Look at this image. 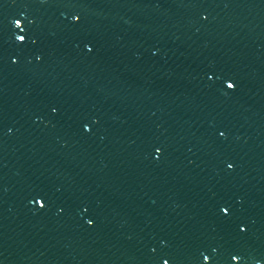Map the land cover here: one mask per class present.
<instances>
[{
  "label": "water",
  "instance_id": "95a60500",
  "mask_svg": "<svg viewBox=\"0 0 264 264\" xmlns=\"http://www.w3.org/2000/svg\"><path fill=\"white\" fill-rule=\"evenodd\" d=\"M232 254L264 264V0H0V262Z\"/></svg>",
  "mask_w": 264,
  "mask_h": 264
},
{
  "label": "snow or ice",
  "instance_id": "6c2138e0",
  "mask_svg": "<svg viewBox=\"0 0 264 264\" xmlns=\"http://www.w3.org/2000/svg\"><path fill=\"white\" fill-rule=\"evenodd\" d=\"M80 19H81V17H80L79 15H75V16L73 17V20H74V21H77V22H78ZM15 23H16L17 26H20L21 23H22V21L19 20V19H17V20L15 21ZM17 39L21 42V45L23 46V45L27 44V42H28V40H29V37L26 36V35H19V36L17 37ZM88 50H89V51H92L91 46L88 47ZM38 58L42 59V57H38ZM14 62H15V61H14ZM227 86H228L229 89L235 90V88L237 87V84H236L234 81H231V80H230V81L228 82V85H227ZM53 111L55 112V111H57V109L54 108ZM85 128H86L87 130H90V129L88 128L87 125H85ZM219 135L223 137V136L225 135V133H224V132H220ZM161 152H162V149H161V148H157V149H156V153L158 154V155H157V158H159V153H161ZM227 167H228L229 169H232V168L235 167V165L232 164V163H229V164L227 165ZM38 203H39L41 209H43V208H45V207L47 206V202H46V200H45L44 198H41V199L38 201ZM221 212H222L224 215H227V214H229L230 209H229L228 206H223V207L221 208ZM87 223H88L89 225H93V224H94V220L89 219V220L87 221ZM239 230H240L241 232H245V231H247V226H246V225H241V226L239 227ZM230 258H231V261L234 262V264H239V262L241 261V256H240L239 254H232ZM203 260H204L205 262H209V261L211 260V257L208 256V255H204V256H203ZM0 264H2V262H0ZM164 264H170V262H169L168 260H165V261H164Z\"/></svg>",
  "mask_w": 264,
  "mask_h": 264
}]
</instances>
